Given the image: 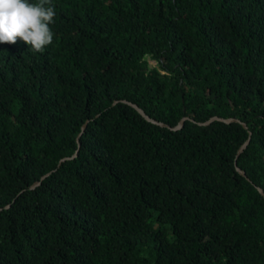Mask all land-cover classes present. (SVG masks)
<instances>
[{
  "label": "trees",
  "instance_id": "1",
  "mask_svg": "<svg viewBox=\"0 0 264 264\" xmlns=\"http://www.w3.org/2000/svg\"><path fill=\"white\" fill-rule=\"evenodd\" d=\"M52 5L0 44V264H264V0Z\"/></svg>",
  "mask_w": 264,
  "mask_h": 264
},
{
  "label": "clouds",
  "instance_id": "2",
  "mask_svg": "<svg viewBox=\"0 0 264 264\" xmlns=\"http://www.w3.org/2000/svg\"><path fill=\"white\" fill-rule=\"evenodd\" d=\"M56 11L52 0H0V44L23 41L35 52L51 45Z\"/></svg>",
  "mask_w": 264,
  "mask_h": 264
},
{
  "label": "water",
  "instance_id": "3",
  "mask_svg": "<svg viewBox=\"0 0 264 264\" xmlns=\"http://www.w3.org/2000/svg\"><path fill=\"white\" fill-rule=\"evenodd\" d=\"M120 102H123V103H126L128 104L129 106H131L132 108H134L137 113L139 115H141L146 121L150 122V123H153L155 125H158L160 127H165L167 129H170V130H176V129H179L181 126H182V123L183 121L187 118L186 116H181L179 118V120L177 121L176 124L170 126L162 121H158L150 116H148L139 106H137L135 103H132L130 101H127V100H119ZM117 102V100H114L112 102V105H114L115 103ZM213 120H217V121H221V122H224V123H229V122H238L241 124V126L244 128V129H247L246 128V125L244 122L242 121H239L237 118H233V117H220V116H211L209 117L208 119H206L205 121H198L196 122L198 125H207L208 123H210L211 121ZM193 121V120H192ZM87 121H85L82 125H81V130L80 132L78 133V135L76 136V142H77V146H79V136L81 134V132L83 131L84 127H85V124H86ZM249 135H250V131L247 130V136L246 138L242 141V143L237 147L236 149V152H235V157H234V168L235 170L242 176L245 177V174L243 172V170H241L237 165H236V157L238 156V154L245 148L247 142H248V139H249ZM76 151L75 150L73 152V154H71L70 156H64L62 158L59 159L58 163H57V166L60 164V162L66 160V159H70V158H73L75 155H76ZM46 175H48V173L42 175L38 180H36L35 182H33L30 186H29V189H32L34 188L35 186H37L39 183H40V180H42ZM256 190L258 191V193L264 198V193L262 191V189L260 187H257L256 186ZM5 208L8 207V205L4 206Z\"/></svg>",
  "mask_w": 264,
  "mask_h": 264
},
{
  "label": "rangeland",
  "instance_id": "4",
  "mask_svg": "<svg viewBox=\"0 0 264 264\" xmlns=\"http://www.w3.org/2000/svg\"><path fill=\"white\" fill-rule=\"evenodd\" d=\"M149 63H150V64H154V61H152V60H149Z\"/></svg>",
  "mask_w": 264,
  "mask_h": 264
}]
</instances>
